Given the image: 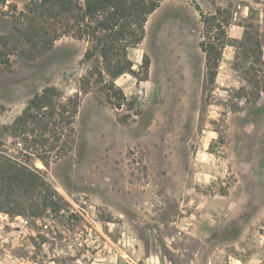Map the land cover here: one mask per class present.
I'll return each instance as SVG.
<instances>
[{"label":"rangeland","instance_id":"rangeland-1","mask_svg":"<svg viewBox=\"0 0 264 264\" xmlns=\"http://www.w3.org/2000/svg\"><path fill=\"white\" fill-rule=\"evenodd\" d=\"M28 1L0 0V33ZM93 42L0 64V264H264V0L161 1L115 78Z\"/></svg>","mask_w":264,"mask_h":264},{"label":"trees","instance_id":"trees-1","mask_svg":"<svg viewBox=\"0 0 264 264\" xmlns=\"http://www.w3.org/2000/svg\"><path fill=\"white\" fill-rule=\"evenodd\" d=\"M161 1L163 0H29L19 11L13 7L16 13L12 16L13 25L8 32L0 33V64L8 66L10 56L15 54L24 61L43 57L52 50L55 41L64 35L78 39L87 36L94 40V45L86 50V57L98 54L108 65L111 64V60L117 59L114 72L111 74L113 78L125 71L132 73L134 72L132 62L126 57L128 48L135 47L142 41L147 18ZM195 8L200 11L198 4H195ZM200 15L202 21L208 18L201 11ZM225 33L226 31H222L224 37ZM199 45L205 53L209 80L212 82L216 62L215 58L212 61L211 54L216 53L217 56L218 52L212 43L202 41ZM120 56L124 59L119 60ZM141 62L148 68L150 61L147 54L142 56ZM112 86L113 82L110 83V88ZM50 91L53 89L45 86L32 94L28 105L14 121V125L23 124L28 118L33 117L34 114L31 112L33 107H44ZM2 164L0 161V166ZM15 167L22 171L24 177L32 178L34 186L37 184L40 214H48L63 208L59 201L53 199L54 194L42 176L34 173L30 167L21 164ZM36 178L40 180L39 183Z\"/></svg>","mask_w":264,"mask_h":264},{"label":"crops","instance_id":"crops-1","mask_svg":"<svg viewBox=\"0 0 264 264\" xmlns=\"http://www.w3.org/2000/svg\"><path fill=\"white\" fill-rule=\"evenodd\" d=\"M228 30H229V29H228ZM232 30H236V32H239V31H238V29H235V28H234V29H232Z\"/></svg>","mask_w":264,"mask_h":264},{"label":"built area","instance_id":"built-area-1","mask_svg":"<svg viewBox=\"0 0 264 264\" xmlns=\"http://www.w3.org/2000/svg\"><path fill=\"white\" fill-rule=\"evenodd\" d=\"M235 264H240V263H235Z\"/></svg>","mask_w":264,"mask_h":264}]
</instances>
